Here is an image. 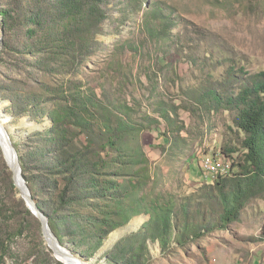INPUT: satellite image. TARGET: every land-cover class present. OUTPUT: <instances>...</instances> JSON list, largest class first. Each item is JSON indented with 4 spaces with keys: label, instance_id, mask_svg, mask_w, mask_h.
I'll list each match as a JSON object with an SVG mask.
<instances>
[{
    "label": "trees",
    "instance_id": "obj_1",
    "mask_svg": "<svg viewBox=\"0 0 264 264\" xmlns=\"http://www.w3.org/2000/svg\"><path fill=\"white\" fill-rule=\"evenodd\" d=\"M143 7L148 8L144 16L151 36L157 38L160 34L151 23L165 21L169 29L174 26L172 19L163 15L160 4H149V0H125V5L121 0H0L4 29L0 64L14 53L37 57L35 65L44 73L58 72L54 64L77 70L79 63L97 53L98 45L104 43L98 38L105 36L107 22L115 13L128 20L138 16ZM210 57L205 62H213ZM213 65L208 73L202 71L199 84L183 86L179 79L174 81V97L179 101H169L158 91L157 76L150 96L157 100L150 104L154 117L139 111L143 104H134L135 97L133 102L101 97L91 89L83 90V83H75L71 93L62 92L64 103L48 115L40 107L42 103L34 99L33 104L30 101L23 108L12 104L10 110L15 116L29 114L26 116L30 121L38 124L42 123L39 116L52 121V127H46L43 134L38 131L29 137L31 144L44 141L43 149L26 145L29 150L22 153L21 140L13 141L23 176L33 196L40 198L39 208L61 243L69 237L76 253L93 259L113 232L134 216L144 214L149 217L145 224L121 238L103 258L107 264H149L150 243L166 252L173 244L184 246L205 236L208 224L226 229L244 222L249 203L264 196V73L242 78L234 71V60ZM218 67L225 71L218 74ZM181 111L195 119V127L179 119ZM225 113L230 119L229 131L236 138L223 141L216 149L218 153L208 158L221 161L227 168L213 173L204 166L207 158L200 164L204 177L213 176V184L198 195L205 200L203 207L189 198L179 202L173 198L165 201L139 197L145 178L141 171L148 167L149 160L141 142L142 133L156 126L162 128L160 136L168 143L178 145L185 132L202 145L208 140L207 132ZM137 114L142 118L137 120ZM44 135L47 137L42 140ZM79 135L87 137V145H78ZM194 162L198 166L200 160ZM111 168L115 169V177H125L123 183L107 177L105 171ZM3 185L0 174V190ZM3 206L0 200V264L4 263L3 252L7 254L1 236L6 231ZM24 213L33 217L27 209ZM15 220L16 232L21 235L26 229L25 219L19 223L18 217Z\"/></svg>",
    "mask_w": 264,
    "mask_h": 264
},
{
    "label": "rangeland",
    "instance_id": "obj_2",
    "mask_svg": "<svg viewBox=\"0 0 264 264\" xmlns=\"http://www.w3.org/2000/svg\"><path fill=\"white\" fill-rule=\"evenodd\" d=\"M121 1L125 5V0ZM152 3L160 4L163 15L170 17L174 26L169 29L165 21L151 23L154 31L160 32L155 38L146 29L144 14L148 8L143 7L138 16L128 20L115 13L107 22L104 38H98L104 43L98 45L97 53L79 63L77 70L59 68L60 64H54L58 72L44 73L35 65L37 57L31 55L11 53L3 59L0 64V125L5 123V126L1 125L2 133L11 143V150L17 151L13 138L21 140L19 148L22 153L29 150L26 145L43 149L44 141L31 144L29 137L38 131L43 134L48 129L46 127H52V121L47 116H39L42 123L38 124L28 120L29 114L13 115L10 110L12 104L23 108L28 103L33 104L34 99L37 104L42 103L40 107L48 115L49 111L64 103L63 93H71L75 83H83V90L91 89L99 96L108 95L113 100L127 98L133 102L135 97L137 102L134 104L139 101L143 104L139 111L154 117L150 104L157 100L150 96L157 76L158 91L169 101H179L174 97V81L179 79L183 86L199 84L202 71L208 73L213 69V63L236 61L234 71L242 78L264 73V0H149V4ZM209 57L214 58L213 62H205ZM203 65L206 68L203 69ZM216 69L218 74L225 71L223 67ZM46 86L49 88L45 90ZM141 118V115H136L137 120ZM179 119L184 120L187 126L195 127L196 121L188 113L181 111ZM230 126L229 115L225 113L217 121V126L207 132L208 140L202 145L185 132L182 134L184 140L176 142L178 145L168 143L160 136L161 127L154 126V130L142 133L141 142L149 160L148 167L141 171L145 178L139 197L165 201L173 198L179 202L189 198L204 204L205 200L198 195H203V191L213 184L210 179L213 176L204 177L200 164L204 158H213L223 141L231 142L236 138L229 131ZM221 133L225 134L224 138ZM46 137L44 135L42 140ZM1 141L5 142V139ZM77 141L78 145L85 146L88 139L79 135ZM196 158L200 160L198 166L197 162L193 163ZM105 172L109 179L124 182L125 177L114 176V168ZM0 174L5 184L0 190V200L3 201V217L6 219V231L1 236L7 250V254L3 252L2 264H59L61 261L47 242L37 213V210L41 211L40 198L33 196L28 184L26 192L29 198L15 185L14 174L1 143ZM26 209L33 217L25 215ZM16 217L18 223L25 219L26 229L21 235L16 232ZM148 219L144 214L136 215L129 223L136 228L143 226ZM243 219V223L226 229L208 224L205 236L195 238L184 246L173 244L166 252L150 243L149 264H264V196L249 203ZM60 246L77 262L73 250L75 244L70 242L69 237H65L63 243L60 241ZM65 246L68 248L65 249ZM103 261L102 255L94 264H103Z\"/></svg>",
    "mask_w": 264,
    "mask_h": 264
},
{
    "label": "water",
    "instance_id": "obj_3",
    "mask_svg": "<svg viewBox=\"0 0 264 264\" xmlns=\"http://www.w3.org/2000/svg\"><path fill=\"white\" fill-rule=\"evenodd\" d=\"M3 36H4V29H3V18L0 16V52L3 48ZM104 37L101 36L100 39H103ZM0 120L2 121V119L0 118ZM28 120H30L28 118ZM5 123H2V125H4ZM5 126V125H4ZM8 138V137H7ZM9 141V140H8ZM9 144L11 145V143L9 142ZM12 154L14 156V164H12L6 155L7 161L9 163L10 168L13 171L14 174V182L15 185L21 189L22 194L29 198V195L27 194V182L23 176V171H22V167H21V163H20V159H19V155L18 152L16 150H12ZM38 212V216L41 219L42 225H43V232H44V236L47 239V242L49 243L51 249L54 251L56 257L64 264H73L71 263L72 261H74L73 259H71L67 253L65 252V250H63V248L60 246V241L57 238V236L55 235V233L53 232L50 224H49V218L47 216H45L41 211L37 210ZM133 223H129L123 227H121L120 229L116 230L115 232H113L110 236V238L105 242V244L103 245V247L101 248V250L95 255V257L93 259H87L86 257L81 256L78 253L74 254L75 259L80 263V264H94L95 262H97L99 260V258L104 255L108 250L112 249L114 247V245L121 239L123 238L126 234H130L133 232H136L139 230V227L133 228L132 227ZM114 235H116V239H114ZM107 243V244H106ZM65 249H67L68 247L65 246ZM74 252V251H73ZM67 257L71 262L69 263H65L63 260L60 259V257ZM103 264H107V259L105 258L103 261Z\"/></svg>",
    "mask_w": 264,
    "mask_h": 264
},
{
    "label": "bare ground",
    "instance_id": "obj_4",
    "mask_svg": "<svg viewBox=\"0 0 264 264\" xmlns=\"http://www.w3.org/2000/svg\"><path fill=\"white\" fill-rule=\"evenodd\" d=\"M2 125V124H1ZM1 125H0V143H1V145H2V147H3V149L5 150V153H6V155H7V158H8V160L12 163V164H14V161H15V159H14V156H13V154H12V150H11V147H10V144H9V142L7 141V139H6V135L4 134V133H2V127H1ZM3 135H4V137H3ZM2 139H5V142H3V141H1ZM208 159H206L205 161H204V163L207 161ZM133 227V226H132ZM134 228V227H133ZM66 263H69V262H71L67 257H65V256H63V257H61ZM60 258V259H61ZM61 259V260H62ZM71 263H73V264H80L78 261L77 262H74V261H72Z\"/></svg>",
    "mask_w": 264,
    "mask_h": 264
},
{
    "label": "built area",
    "instance_id": "obj_5",
    "mask_svg": "<svg viewBox=\"0 0 264 264\" xmlns=\"http://www.w3.org/2000/svg\"><path fill=\"white\" fill-rule=\"evenodd\" d=\"M204 166L208 171H211L213 173L215 172V170H224L225 168H227L224 166V164L221 161L214 162L210 159H208L204 163Z\"/></svg>",
    "mask_w": 264,
    "mask_h": 264
}]
</instances>
